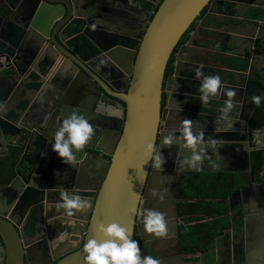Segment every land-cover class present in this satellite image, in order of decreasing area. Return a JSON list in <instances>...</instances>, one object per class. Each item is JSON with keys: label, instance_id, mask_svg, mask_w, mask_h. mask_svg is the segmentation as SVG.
Returning a JSON list of instances; mask_svg holds the SVG:
<instances>
[{"label": "water", "instance_id": "obj_1", "mask_svg": "<svg viewBox=\"0 0 264 264\" xmlns=\"http://www.w3.org/2000/svg\"><path fill=\"white\" fill-rule=\"evenodd\" d=\"M91 1L94 3L92 6ZM117 1L120 5L116 4ZM143 1L0 0V7L9 11L6 16L0 15V57L19 59L11 65L17 69L21 82L16 91L10 89L6 92L7 100L0 104V151L4 152L0 158L7 157L13 149L20 150L13 158L19 162L16 180L11 184L0 183V248L4 252V264H25V250L30 252L28 249L41 247L52 232L54 244L61 247L71 245L57 264H85L84 244L89 239L102 238L96 231L97 224L113 221L128 228L133 240L137 232L142 256L157 259L160 264L186 263L178 253L177 204L175 200L165 197V189L175 171L182 170L179 168L180 161L190 152L179 148L175 142L178 133L172 129L183 119L196 121L198 118L195 114L201 102L196 93L197 87L191 90L184 86L186 80H192L190 71L196 69L194 61L189 58L196 47L201 46L198 45L200 40L207 41L222 28L217 23L215 27L212 26L209 21H213V17L199 23L195 34L178 52L174 73L166 80L169 61L183 36L210 5L212 13L216 0H149L154 5H148L151 8L148 12L143 10L142 31L136 42L131 40L130 34L115 28L113 24V34L98 33V5L103 14L114 17L118 15L115 12L117 5L132 11L140 4L144 7ZM85 3L92 10L84 9ZM155 6H158L157 10ZM53 23L55 28L51 27ZM250 29L263 31V23L245 19L231 31L239 33L240 39L244 40ZM260 52L257 60L264 65V49ZM123 54L128 56L127 67H123L119 60ZM241 60L248 62L244 72L221 64L225 72L219 76L226 84L232 83L231 77L240 74L248 81H260L250 85L259 92L252 95L255 89L249 90L246 94L249 101L241 107L240 120L253 116L251 120L254 119V122L248 124L242 137L233 133L234 129L222 132L217 131L216 126L206 127L204 137L205 140L209 137L216 140L218 148L235 149L243 144L246 163L261 171L256 170L255 173L260 175L259 186L264 190V142L257 143L253 139L254 130L264 129V110L261 107L264 100V66L256 77H252V61L245 57H241ZM41 66H44L43 69ZM67 68H71V71L67 72ZM14 69L11 67L10 71ZM186 70L187 73H184ZM7 74L8 77L15 76ZM44 84L48 85L46 91L42 90ZM84 85L94 92L100 88L102 98H105V92L110 101L116 99L121 102L113 101L114 107L120 110L115 116L119 122L110 128L114 133L98 124L99 118L93 117L92 108L82 105L83 96L87 93ZM173 85H177L178 89H173ZM26 91L27 96L29 93L38 97L39 104L43 98H50L52 106L48 108L49 111L36 112V108H32L27 113L30 104L27 99L30 97L26 98ZM165 92L168 99L163 110ZM254 97L259 98V103L254 101ZM60 100L62 102L58 104ZM213 102L216 101L204 108L212 107ZM98 104L102 105L101 99ZM73 110L82 114L93 125L96 134H102L103 140L101 145L98 140L87 145L77 153V164L69 165L59 157L55 159L51 138L63 118ZM167 115L170 119L160 126L162 116L166 118ZM162 131L164 136L172 132L174 142L171 147L162 144ZM103 141H109L110 151L105 150ZM149 142L159 149L161 155L162 151L163 155L169 153L162 171L153 170L149 164H145L144 149ZM106 148L109 147L106 145ZM95 153L100 155L96 156ZM103 169L105 173L100 184L91 186ZM163 171L171 173L164 176V182L160 177ZM193 172L199 171L189 170L185 175ZM244 173H249V170ZM32 185L33 189L23 191ZM64 189L87 200L88 209L72 218L63 216V209L57 212L54 205L60 200V191ZM152 189L160 190L163 200L158 198L159 193L153 197ZM15 208L20 218L26 217L28 212L38 214L39 223L35 225L38 236L33 240H27L24 226L22 228L13 219L11 210ZM136 209L163 213L167 223L166 237L146 233L141 223L142 217ZM68 219L72 220L71 225L66 222ZM28 220L32 223L30 218ZM30 223L28 226L33 225ZM60 235H64L63 241L57 240ZM169 244L175 247L165 250ZM171 252L174 254L171 255ZM213 252V259L209 252L207 261L202 258L201 264H222L219 251ZM241 261L235 249H231L226 264H239ZM258 263L264 264V259L259 258ZM246 264H250L247 259Z\"/></svg>", "mask_w": 264, "mask_h": 264}, {"label": "flooded vegetation", "instance_id": "obj_2", "mask_svg": "<svg viewBox=\"0 0 264 264\" xmlns=\"http://www.w3.org/2000/svg\"><path fill=\"white\" fill-rule=\"evenodd\" d=\"M151 4L154 5V3H151L148 0L146 3L147 6H145L146 9L144 8L146 12L151 9L148 6H151ZM90 5H94V3L91 1ZM90 5L85 3L84 9H89ZM260 6H264V0H216L212 13H210L211 5L202 12L201 16L194 25V29L192 32H190L188 41L185 43H179L178 47L176 48V53L174 51L171 57L173 58L174 56V63L176 61L178 52L183 46H186L191 36L195 34L199 23L205 21L206 19L208 21L213 17V21L210 20L209 22L212 23L213 27H215V23H217V25L222 29L220 32H214L213 37H209L207 41L202 42V40H200L198 42V45L200 44L201 46L196 47V51L194 52L193 56L191 55V58H189L194 61V66L197 68L203 65L202 71L205 75H222L225 72L223 69L224 67H232L236 70H239L240 72H244L247 69L248 62L241 60V57H245V59L252 61V77H256V74L260 72L258 68L261 66L257 60V57L260 53H262L260 50L264 49V30L262 31L257 29L256 31L255 29H250L243 40V38L240 39L238 36L239 33L235 31L232 32L231 29L239 25V23L245 19L261 21L264 27V20L253 17L257 10L264 12V7ZM157 9L158 6H155V10ZM90 10L92 9L90 8ZM99 13L103 14L101 12V7ZM8 14L9 11H6L4 8L0 7V15L6 16ZM214 19L218 22L214 21ZM141 31L142 30L140 28V32L130 34L132 37H134L133 41L136 42V40L140 38ZM195 53L197 54L195 55ZM18 60H15L14 57L12 60L11 58L5 59L0 57V67L3 68L0 70V104H4L6 102V92H9L10 89L12 92H14L17 90L19 85H21L17 69H14L13 65H11L12 62L16 63ZM221 64H223L224 67H221ZM243 64H245L244 68H242ZM11 67L14 69L12 72L10 71ZM43 67L44 66H41L42 69ZM66 71H71V68H67ZM187 71L188 70L184 71V73H187ZM7 73H10V76H15L8 77L9 74ZM48 76H50V74H48ZM169 76H167L165 73L166 80ZM191 76L192 80H186L187 83L184 86H186L187 89L192 90V88L198 87L199 82L194 78L193 70L190 71V77ZM231 78L233 80L232 83L225 84L236 91V95L233 97L235 108L231 113L232 119L235 121L233 133H238L242 137V134H246L245 130L247 131L248 124L250 125L251 121L253 123L254 119L251 120L253 116H250L245 118V120H240L242 117L241 107L245 103L247 104L249 101V97L246 95L249 90L255 89L252 95H255L257 92H259V89L256 87L253 88L250 85L260 81L252 79L248 81L243 74ZM228 79L229 78L226 80L230 82ZM84 86L86 87V85ZM172 88L178 89L177 85H173ZM47 89L48 85L44 84L42 90L46 91ZM86 89L87 93L83 96L84 102H82V105L92 108L91 113L93 114V117L95 116L96 118H99L98 124L100 123L101 126L108 128L111 133H114V130L110 128L116 126V124L119 122L115 116L117 112H120V110L114 107L113 101L118 103L121 102L116 99L110 101V98L105 94V92V98H102L100 88H98V92L89 91L87 87ZM25 95L26 98L30 97L27 99V101H30L27 113H29L32 108H36V112L38 111L45 113L48 112V108L52 106V100L48 97L43 98L39 104V99L38 97H33L34 94L28 93L27 96L26 91ZM163 96H165V103L162 105L164 110L166 108L168 95L165 92ZM100 99L102 105L98 104ZM223 99L224 97H221L219 101L213 102L212 104L214 105H212L210 108L200 107L198 109V113L195 114L198 117L196 121H199V123L204 126V129H206V127L216 126L215 119L219 115V108L222 107ZM61 102L62 100L57 103L59 104ZM261 104L262 110H264V100ZM0 111H2V109ZM103 112H106V114ZM104 118L108 119L109 121H104ZM178 118L181 120L180 116ZM169 119L170 118L168 115L166 118L162 116V122L160 126L165 125L164 121H168ZM237 129H239L238 132H236ZM96 140H98L99 145H101L103 138L100 132L96 134L94 131V135L89 144ZM109 141L107 143L103 141L105 150L108 151L111 149L109 146ZM106 145L109 148H106ZM236 151L239 152L238 155L236 154ZM18 153H20V150L13 149L7 157L0 158V169H7L10 167V165H14V175L12 179H9L10 181H6L5 179L0 178V183L11 184V182L16 180V172L19 162L17 159L14 161L13 158L16 157ZM0 154H4V152L0 151ZM95 154L96 156L100 155L99 153ZM48 156L50 157V154H48ZM208 156L209 158L204 161L199 172L187 173V175H185V172L189 171L187 170L186 165L183 168L179 167L182 170L175 171L172 180L169 181L168 187L165 189V197L168 200H175L178 208V232L176 233L178 236V253L186 261L185 264H201L202 258L204 261H207L209 252L211 253V257L213 259V251L218 250L220 257L222 258V264H226L228 263V256L231 254V249L234 248L238 257L242 259L241 263L239 264H246V259L249 260L250 264H259L258 259L261 257L264 259V190L261 186H259V184H261L259 182L261 179L260 175L256 174L255 172L256 170H258V172L261 171L257 167H252L251 164L246 163L245 159L247 158L246 153L244 154L243 144L235 149H228L227 147H224L218 148V151L214 153L209 151ZM57 158L58 156L55 154V159ZM245 170H249V173L245 174ZM104 173L105 171L103 169L98 175V178L91 183V186H98L104 177ZM200 173L209 174L214 178L212 179V187L215 186L218 181L216 178L223 179L227 183V186H229L225 189L227 191H231L225 199H215L224 203L225 214L223 215V218L227 220V226L217 237L214 238L212 247H210L211 241L208 239L203 242V248L201 250L198 249V246L187 248V245L184 243V240L181 236L180 230L181 226L185 224V220L188 218L184 214H180V205L185 203H196L197 200L195 198L187 197V195L194 188V184L197 183L198 178H195L194 175H198ZM167 174L171 173H165L163 171L162 174H160V177H163V182L165 181L164 176ZM29 183H31V181ZM17 188L23 189L24 187L17 186ZM27 188L33 189V185L27 186L23 191L25 192ZM217 189L219 191L224 190L221 185H219ZM158 193L161 194L162 192L158 190L157 194ZM12 210L11 214L13 219L18 221L22 228L24 226L23 229L28 236L27 240L31 241L35 238V236H38V231L35 230L36 223H39V219L37 218L38 214L28 212L26 217L23 216L20 218V215L17 214L16 208ZM167 214L170 213L167 212ZM29 218L32 223L29 222ZM29 223L33 225L28 226ZM192 224L196 226L199 224V221ZM135 241H137L141 246L137 232L135 233ZM53 242L54 240L52 232L48 235V239H46L41 244V247L34 248L32 250L28 249L30 252H28L26 249L25 264H57L60 261L61 256L69 249V247H71V245L61 247L62 245H56ZM169 245L170 246L165 247V250L175 247L174 244ZM172 253L173 252H171V255ZM0 264H4V252L1 248ZM170 264H174V262H170Z\"/></svg>", "mask_w": 264, "mask_h": 264}, {"label": "clouds", "instance_id": "obj_3", "mask_svg": "<svg viewBox=\"0 0 264 264\" xmlns=\"http://www.w3.org/2000/svg\"><path fill=\"white\" fill-rule=\"evenodd\" d=\"M203 65L194 70V78L199 82L196 93L201 102V107H206L212 101H222L219 115L215 119L217 131H232L235 121L231 113L235 108L233 97L236 91L222 82L219 75H205L202 71ZM259 103V98H253ZM175 142L183 151L190 152L180 161V167L185 165L188 170L199 171L204 161L209 158V151H218V142L211 137L205 140L204 126L199 121L183 119L177 126L173 127ZM195 130V131H194ZM94 135L93 125L80 113L73 110L67 117L63 118L60 126L52 136V151L61 158L62 162L69 165L77 164V153L81 152L92 140ZM162 135V144L171 147L174 142L172 132ZM253 139L257 143L264 142V129H256ZM145 164H149L153 170L162 171L165 163L164 157L159 149L151 142L145 145ZM151 195L157 197V190L152 189ZM158 198L163 200L161 193ZM55 210L67 218H72L78 213L86 211L89 207L88 201L79 195L65 190L60 191V200L54 205ZM142 217L144 231L154 234L155 237L164 238L167 235V223L163 213L152 209H136ZM72 224V220L66 221ZM96 231L102 235L101 239H89L83 247L85 253V264H160L157 259L150 256H142L138 242L131 239L129 229L121 226L118 222L98 223ZM64 235L57 237L63 241Z\"/></svg>", "mask_w": 264, "mask_h": 264}, {"label": "trees", "instance_id": "obj_4", "mask_svg": "<svg viewBox=\"0 0 264 264\" xmlns=\"http://www.w3.org/2000/svg\"><path fill=\"white\" fill-rule=\"evenodd\" d=\"M255 18L264 20V12L257 10L254 13ZM195 23L191 26L188 32L183 36L181 43L188 41L190 32L194 29ZM177 50H175L176 53ZM174 56L169 61L166 75L169 76L173 74L174 71ZM245 64H243V67ZM165 103V96H163V103ZM14 165H10L7 169H0V178L10 181L14 175ZM195 178H198L197 183L194 184V188L190 191L187 197L195 198L196 203L181 204L180 205V214H184L188 218L185 220V224L181 226V236L184 240V243L187 245V248L198 246V249L201 250L202 244L206 240L211 241L210 247L213 246V240L217 237L223 229L227 226V220L223 218L225 214L224 203L218 200L217 198L225 199L231 191H227L225 188L227 183L223 179H218L215 186L213 184V177L209 174H198L194 175ZM221 185L224 190L219 191L217 188ZM199 221V224L194 226L192 223ZM192 244V245H191ZM139 245V244H138ZM140 250L141 246L139 245Z\"/></svg>", "mask_w": 264, "mask_h": 264}, {"label": "crops", "instance_id": "obj_5", "mask_svg": "<svg viewBox=\"0 0 264 264\" xmlns=\"http://www.w3.org/2000/svg\"><path fill=\"white\" fill-rule=\"evenodd\" d=\"M143 2H145L144 7L142 4H140L136 8V5H135L136 9H134L132 11H128L121 6H118V5H120V2L117 1L116 4H118V5L116 7L117 9L115 8V12L118 13V15H116L114 17L111 14L110 15L100 14L99 11H100L101 6L98 5V26H96L98 28V33H103L105 35L113 34L112 24L115 25V28L124 30L125 33H127V34H135L136 32H140V26H142V21L144 20L142 14L144 13V11H143L144 8L146 9L145 6H147L146 3L148 2V0H144ZM109 20H111V22H109ZM113 20H115V21H113ZM54 24L55 23L52 24V26H51L52 28L55 26ZM131 40H133L132 37H131ZM127 59H128V56L125 54H123L119 58L123 67L128 66ZM263 66L264 65H261L260 68H258V69L262 70ZM236 154L238 155L239 152L236 151ZM162 156L164 157L165 160L169 159V153L168 152L166 155L165 154L163 155V151H162ZM70 244H74V243H70Z\"/></svg>", "mask_w": 264, "mask_h": 264}]
</instances>
